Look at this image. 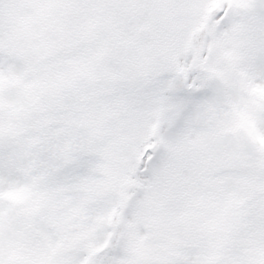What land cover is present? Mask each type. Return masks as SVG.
I'll list each match as a JSON object with an SVG mask.
<instances>
[{"label":"snow or ice","instance_id":"obj_1","mask_svg":"<svg viewBox=\"0 0 264 264\" xmlns=\"http://www.w3.org/2000/svg\"><path fill=\"white\" fill-rule=\"evenodd\" d=\"M0 264H264V0H0Z\"/></svg>","mask_w":264,"mask_h":264}]
</instances>
